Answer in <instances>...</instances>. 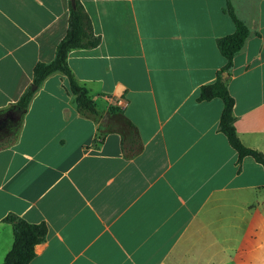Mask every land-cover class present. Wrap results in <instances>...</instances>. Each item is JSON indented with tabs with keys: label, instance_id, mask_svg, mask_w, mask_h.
I'll list each match as a JSON object with an SVG mask.
<instances>
[{
	"label": "crops",
	"instance_id": "obj_1",
	"mask_svg": "<svg viewBox=\"0 0 264 264\" xmlns=\"http://www.w3.org/2000/svg\"><path fill=\"white\" fill-rule=\"evenodd\" d=\"M80 3L99 43L67 62L97 118L77 111L61 72L20 111L72 1L0 0V264L8 214L46 228L29 264H264V168L218 129L223 101L198 100L225 64L217 39L235 30L226 0ZM231 4L249 30L226 73L234 127L264 156V0Z\"/></svg>",
	"mask_w": 264,
	"mask_h": 264
},
{
	"label": "trees",
	"instance_id": "obj_2",
	"mask_svg": "<svg viewBox=\"0 0 264 264\" xmlns=\"http://www.w3.org/2000/svg\"><path fill=\"white\" fill-rule=\"evenodd\" d=\"M73 1L74 6L70 4L69 8L67 30L64 37L57 45L54 59L48 63L38 62L35 64L33 68L32 85L24 90L16 102V106L22 112L28 107L32 96L43 81L50 74L61 72L68 79L69 91L75 97L77 111L82 116L92 118L100 117L101 113L90 99L87 89L80 84L67 62L68 54L71 50L93 48L99 43V37L95 35L90 18L84 12L80 0ZM225 11L235 25L233 33L217 39V47L225 58V64L219 70L214 82L204 84L200 87L198 100H210L218 97L223 101L218 129L226 136L229 144L236 150L239 160L245 156H250L264 168L263 154L243 145L234 127V99L227 88V79L222 78V73H230L233 66V58L242 49L248 37L249 30L235 15L231 0H226ZM32 86H34V88H32ZM110 110L115 111V107H110ZM114 128L121 130L126 136L128 134V137L125 136L122 141L123 146L130 143L132 146L134 145L130 148L131 151H136L138 149L139 143L136 138V130L126 118L119 115ZM4 220L9 222L12 226L13 244L1 264H29L35 256V245L44 239L46 234L45 226L43 224L29 223L14 214H8Z\"/></svg>",
	"mask_w": 264,
	"mask_h": 264
},
{
	"label": "water",
	"instance_id": "obj_3",
	"mask_svg": "<svg viewBox=\"0 0 264 264\" xmlns=\"http://www.w3.org/2000/svg\"><path fill=\"white\" fill-rule=\"evenodd\" d=\"M72 5L74 6V1L72 0ZM227 77V74L226 73H224L223 74V78H226ZM32 88H34V86H32Z\"/></svg>",
	"mask_w": 264,
	"mask_h": 264
}]
</instances>
